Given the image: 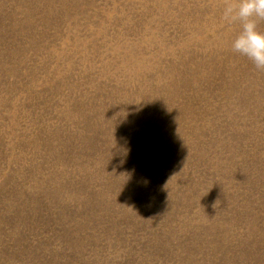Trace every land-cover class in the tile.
Segmentation results:
<instances>
[{"label":"rangeland","instance_id":"rangeland-1","mask_svg":"<svg viewBox=\"0 0 264 264\" xmlns=\"http://www.w3.org/2000/svg\"><path fill=\"white\" fill-rule=\"evenodd\" d=\"M235 2L0 0V264H264Z\"/></svg>","mask_w":264,"mask_h":264},{"label":"clouds","instance_id":"clouds-1","mask_svg":"<svg viewBox=\"0 0 264 264\" xmlns=\"http://www.w3.org/2000/svg\"><path fill=\"white\" fill-rule=\"evenodd\" d=\"M221 19L228 25L239 24V31L231 41L232 51L247 59L256 70L264 71V31L258 26L264 20V0L227 3Z\"/></svg>","mask_w":264,"mask_h":264}]
</instances>
